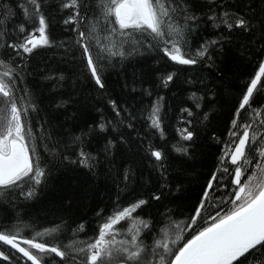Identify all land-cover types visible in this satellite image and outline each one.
I'll return each instance as SVG.
<instances>
[{"label": "snow or ice", "instance_id": "6c2138e0", "mask_svg": "<svg viewBox=\"0 0 264 264\" xmlns=\"http://www.w3.org/2000/svg\"><path fill=\"white\" fill-rule=\"evenodd\" d=\"M56 27L65 38L53 35ZM41 50L49 53L40 81L47 85L50 112L64 114L62 123L68 124L58 151L49 154L66 162L67 172L86 170L93 187L103 183L110 193V208L98 206L88 239L80 238L86 222H73V228L62 219L41 230L23 224L21 204L11 198L34 202L53 181L31 124L40 110L36 92L25 82L29 61ZM134 57L164 67L136 71ZM240 62L253 71L235 96L226 138L211 137L222 148L186 218L176 219L164 203L172 190L166 175L171 164L150 138L165 139L168 101L160 93L196 88H183L193 103L178 107L183 143L171 146L191 160L197 123L209 119L233 64ZM116 65L117 75L124 74V96L107 94L109 70ZM177 66L207 75L178 85ZM85 81L99 93L92 97L98 113L92 119H84ZM134 93L140 96L135 103L128 99ZM133 145L158 174L142 178L143 186L133 184L129 157L117 164V152ZM148 185L150 190H141ZM174 187L184 191L179 181ZM88 190L70 176L59 208L71 213ZM6 217L14 222L0 224V264H264V0H0V219Z\"/></svg>", "mask_w": 264, "mask_h": 264}, {"label": "trees", "instance_id": "16d2710c", "mask_svg": "<svg viewBox=\"0 0 264 264\" xmlns=\"http://www.w3.org/2000/svg\"><path fill=\"white\" fill-rule=\"evenodd\" d=\"M53 35L60 39L65 38L64 33L59 27L53 28ZM48 54L47 51L41 50L29 61L30 75L27 76L25 82L29 88H32L36 92L40 110L32 114L31 124L33 132L37 137V152L41 160L53 170V181L49 188L41 193L40 197L34 202H21L17 199V194H13L11 198L16 200L17 204H21L20 215L23 224L31 225L37 230H41L42 228H51L56 224H60L62 219L71 224L73 228L75 227V223L73 222H86L87 234H81L80 238L88 239L94 235L93 230L98 223L95 218V211L98 210V206L104 207L106 211L110 208V193L105 192L103 183L93 187L92 181L86 174V170L78 174L67 172L64 166L66 162L62 163L57 156L49 154L48 150H51L53 153L58 151L59 146L56 142L64 135V129L68 124L62 123L64 114L57 113L53 115L50 112V97L47 93V85L40 81V70L44 68V58ZM152 55L154 56L155 53ZM137 60L139 63L136 64V71H139L142 67L147 68L149 64H152L153 67H164L163 64L156 65L150 58H133L134 63ZM177 70L180 72V80L177 82L178 85L186 78L195 80L201 74L207 75V73H200L197 70L181 66H177ZM118 71L119 65H116L115 70H109L108 95L124 96L127 92V89L122 90L121 88L124 74L120 73V75H117ZM132 71L133 68L129 66L127 71L129 83H132ZM252 71L253 67L249 62L233 64L229 72V77L221 88V96L214 106L215 110L211 112L208 120H200L197 123L200 135L195 148L191 150V160H188L187 157H180V154L172 151L171 146L176 145L178 142L183 143L180 141L177 131V129L184 126L180 122L181 117L177 111L178 107H188L193 103L188 99L189 92L184 91L183 88H188L189 91H196V88L184 85L183 88L176 87L173 88L171 92L165 90L160 93L164 95L168 101V112L165 117V139H160L155 134L151 135L150 138L155 146L165 149L168 155V163L171 164L166 175L168 176L169 184L172 185V190L171 194L164 200V203L174 209L176 219L186 218L188 210L191 207V202L195 199L196 192L199 191V186L205 182L213 169L214 162L219 155L222 145L216 143L211 137L216 135L217 137L226 138L232 107L236 102L235 96L238 94L240 88L248 79L249 73ZM133 86L137 88V93H139L141 85L135 83ZM143 87H148V84H144ZM224 89L230 90L231 94L224 91ZM81 91L83 92V99L86 105L83 109L85 112L84 119L96 118L98 113H95L92 109L94 103L92 97L95 96L99 98V93L92 91L91 85L86 81ZM137 93H134L133 96L128 97V99L135 103L136 100L140 99ZM173 93H175V95H173ZM185 101L187 102L185 103ZM143 104L147 105L148 100L145 99ZM101 106L103 107V105ZM104 111L107 118L111 119L109 110L105 108ZM81 123H83V120ZM41 125L44 127V132H41ZM144 131H147L146 126ZM76 134L79 135V131H76ZM46 136L47 138H45ZM122 156L129 157L134 162L132 165L136 172L133 181L134 185L143 186L144 179L142 178L156 179L158 174L152 170L151 161L141 148L135 145H133L131 149L121 148V150L117 152V164L121 161ZM181 169H186V171H181ZM72 175H77L81 181L86 183V186L90 190L87 191L86 196L77 201L71 213H67L59 208V197L65 194L66 186L69 183V177ZM177 181L184 185L183 192H176L174 185ZM151 187V185H148L141 190L148 191ZM148 211L154 212V209H148ZM140 215L143 216L144 213L141 212ZM9 217L0 219V224L13 223L14 221ZM24 234L30 235L31 228L25 229Z\"/></svg>", "mask_w": 264, "mask_h": 264}]
</instances>
